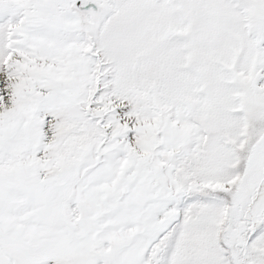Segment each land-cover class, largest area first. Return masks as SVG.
Listing matches in <instances>:
<instances>
[{
	"label": "snow or ice",
	"instance_id": "snow-or-ice-1",
	"mask_svg": "<svg viewBox=\"0 0 264 264\" xmlns=\"http://www.w3.org/2000/svg\"><path fill=\"white\" fill-rule=\"evenodd\" d=\"M0 264H264V0H0Z\"/></svg>",
	"mask_w": 264,
	"mask_h": 264
}]
</instances>
